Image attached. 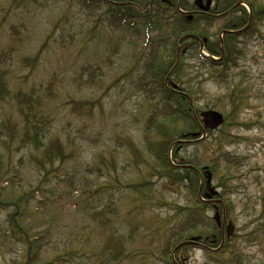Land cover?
<instances>
[{"label":"rangeland","instance_id":"rangeland-1","mask_svg":"<svg viewBox=\"0 0 264 264\" xmlns=\"http://www.w3.org/2000/svg\"><path fill=\"white\" fill-rule=\"evenodd\" d=\"M240 6L244 8L245 4ZM97 13L91 16L80 8L77 0H0V54L10 48L13 50L9 58L0 61L1 67L6 69L10 92L12 95L25 93L38 97L41 103L39 111L51 120L46 138H60L67 149L74 150L72 159L66 164L55 162L43 177L29 162L33 149L16 148L20 130L17 138L9 141L3 128L7 122L17 125L20 122L12 101L9 99L0 103V176L8 177L0 186V200H15L25 189L27 192L30 188L37 190L36 196L45 203L42 209L44 215L35 217L39 226L37 229L49 226L50 234L53 233L57 239L56 247L51 245L50 240L44 248L46 252L42 262L71 244L78 247L79 241L83 240L81 225L88 227L84 230L86 248L89 249L91 243L95 245V251L101 249L97 220L94 217L90 218L92 221L83 219L74 208L77 198L80 201L89 198L90 204L95 205V212L100 205L105 208L104 204L110 202L109 209H114L124 222L114 223L119 234L127 233L130 226L135 227L137 233L125 250L132 251L134 259L126 256L117 264H162L158 254L162 242L160 237L164 238L169 225L181 218L178 215L173 221L175 207L184 205L187 196L180 185L174 186V190L161 189L162 180L155 174L151 175L149 168L141 166L139 170L133 166L128 150L118 146L119 141L128 139L144 156L147 155L143 135L152 110L147 98L134 88L131 79L132 67L137 60L141 63L147 57L146 38L96 23ZM223 21V18L216 19L209 28L210 41L218 37ZM189 63L193 65L196 60L190 59ZM96 65L100 66L101 72L91 77L93 84L88 86V72ZM231 75L235 81L243 80L242 85L248 87L250 107H244L231 120L242 123L230 128L231 133L241 139L231 145H223L225 150L245 156L234 176L232 188H227L232 189L231 193L224 200L232 204L230 214L235 226L233 236L237 248L249 264H263L264 21L246 43L244 54L232 68ZM189 76H192L190 70L182 78L183 85L187 87ZM192 84L199 94L196 106L215 109L225 118L230 105L225 94L226 85L207 77L204 71L198 73L197 82L193 80ZM100 95H103L100 106L90 114L74 113L68 104L71 100L91 101ZM212 105L216 107L211 108ZM218 131L212 134L213 137ZM200 136L197 140L208 144L196 148L194 144L186 143L188 146L178 148L179 155H191L196 150L197 154L204 156L202 161L205 162L215 146L210 143L213 137ZM110 157L115 161L119 185L113 184L115 190L109 194L98 191L100 185L107 182L106 175L99 176L93 169L102 164L100 158ZM174 161L179 162V158ZM14 171L17 176H14ZM63 174H68V178ZM148 181L155 185H148ZM216 182L213 179L211 185L215 186ZM144 183L151 186L152 192L147 193L146 188L141 186ZM132 185H139L141 193L129 187ZM216 190L219 192L220 188ZM150 193L153 201L141 198L140 194ZM39 197L32 201L31 206L37 205ZM91 208L85 205L84 212L87 214ZM134 208L136 210L132 213ZM92 213L89 211L88 214ZM208 214L212 216L213 211ZM4 215L5 212L0 211L3 226ZM107 217L113 218L111 214ZM182 252L183 264H209L201 246L186 247ZM21 254V247L14 240L0 241V264H17ZM92 255L84 257L80 254L78 264H90L99 252ZM72 264L75 262L72 261Z\"/></svg>","mask_w":264,"mask_h":264},{"label":"trees","instance_id":"trees-1","mask_svg":"<svg viewBox=\"0 0 264 264\" xmlns=\"http://www.w3.org/2000/svg\"><path fill=\"white\" fill-rule=\"evenodd\" d=\"M237 1L245 3L249 7V11L240 5L230 9L233 3ZM123 2L125 1L77 0L80 8L91 16L98 12L96 23L107 24L109 27L122 30L125 33H135L138 38H146L145 52H147V57L145 59L140 58V60L142 59L141 63L137 60L132 67L131 79L134 88L139 89L142 95L147 98L148 105L153 112L152 114L150 112L144 127L143 137L147 155L144 156L128 139L119 141L120 145L118 146L128 150L133 166L139 170L141 166L145 169L149 168L151 175L155 174L156 177L160 178L162 180L161 189H173L177 185L185 189L187 200L184 205L175 207L173 221L178 215L181 218L169 225V231L164 235V238L160 237L162 242L158 251L162 264H183L182 251L191 246H182L173 253V249L178 243L191 237H199L210 248H217L220 244V229L208 214L209 211L213 210L212 204L209 200L207 201V196L210 195L207 187L209 181L211 183L213 179L216 180V185L212 187L214 189L220 188V191L213 196L211 195L210 199H221L223 209L219 207V210L220 212L223 211L226 220H231L232 204L229 200H224V197L231 193L232 189L227 188H232L234 176L245 156L225 150L223 145H231L241 139L240 136L232 134L230 128L242 123H233L231 120L238 116L244 107H250L247 96L248 87L242 85L244 84L243 80L235 81L231 75V70L244 54L246 43L258 32V26L264 21V0H215L221 11H227L223 17V24L219 27L221 29H218L219 33H223V36L221 39L217 37L215 41L208 39L211 37L208 35V30L213 25L212 20L201 18L205 16L200 15H195L193 19L188 20L176 8L178 4L181 9L192 10L193 4L188 0H152L151 2L150 0H140L139 7L147 9V12L128 4H122ZM115 3H121V5ZM249 19H251L250 23ZM239 29L242 30L235 32ZM186 34L198 36L205 50H208L210 54H216V56L222 55V58L213 61L205 57L200 52V43L192 38H187L181 43L184 51H180L179 61L174 66L177 56V43ZM12 51L10 48L1 53L0 61L4 62L9 58ZM190 59L196 60V63L190 64ZM189 70L192 72V76H189V87H187L183 85L182 78ZM203 71L207 77L215 82L226 85L225 94L230 104L223 125L218 129L219 131L216 130V132L218 131L217 136L213 137L214 132H206L210 138L213 137L210 139V143L215 146V149L208 159L205 157V162L202 161L204 156L197 154L195 149L191 155L183 154V156H180L178 151L181 145L194 144L197 148L208 144L206 141L196 140L201 133L198 123L193 118V113L197 114L202 108L196 106L199 94L194 90L192 81L197 82L198 73ZM100 72L99 65L94 66L92 71L88 72L90 74L88 86L93 84L91 77ZM6 76V69L0 65V103L10 99L20 117V122L18 125L7 122L3 128L6 130L9 141L17 138V133L20 130L16 148L19 150V148L31 147L34 153L30 155L29 162L45 177L50 171L48 168H52L55 162L66 164L72 159L74 150L72 148L67 149V145L60 138H46L51 120L39 111L41 106L39 98L25 93L12 95ZM165 78L167 79L166 82H164ZM165 83L170 87H165ZM51 85L50 83L49 86ZM171 88L176 89L177 92ZM180 91L187 94L188 97L181 94ZM48 94L51 95V93ZM102 96L100 95L91 101L71 100L68 104L74 113L86 112L90 114L96 107L100 106ZM214 107L216 105H212L211 108ZM208 136L205 138H209ZM179 141L188 142L184 144V142L179 143ZM176 158H179V162L175 163ZM100 159L102 164L95 166L93 170L99 176L106 175L107 182H103L98 191L110 194L112 190H115L113 184L119 185L115 161L112 157ZM150 161L151 163L148 164ZM179 165H190L199 171L196 172L193 168L179 167ZM14 173V176H17L15 171ZM63 175L68 178V174ZM208 176H210L209 180ZM0 180L1 186L3 181L8 180V177L0 176ZM147 183L151 186L155 185L150 181ZM147 183L141 186L146 188L147 193L152 192L151 186H147ZM138 186L129 187L133 188L136 193H141ZM36 191L35 188H30L28 192L25 189L21 196L15 200H0V211L5 212L4 226L0 223V241L14 240L20 245L22 254L17 264H72V261L78 264L80 254L88 257L98 252L99 255H96L90 264H117L118 260L126 256L134 259L132 251L127 252L125 250L130 245L133 235L137 233L134 231L135 227L128 224L130 226L128 232L119 234L114 223L120 224L122 221L114 209H109L110 202L104 204L105 208L103 204L100 205V209L95 212V205L90 204L89 198L81 201L80 198H77L74 208L83 219L94 217L97 220V237L102 239L101 249L95 251L96 247L91 243L89 244L90 248H86L84 230L88 227L81 225L80 234L83 240L79 241L78 247L71 244L61 253L58 252L51 259L42 262L46 252H44V248L50 244V240L51 245L56 247L57 239L53 233L50 234L51 228L49 226L37 229L39 226L35 223V217L39 214L44 215L42 209L45 208V203L41 197L36 196ZM140 195L143 199L152 201L154 199L151 193ZM37 197L40 198L37 205L31 206L32 201ZM85 205L92 207L89 210L93 212L92 214H88L89 211L87 214L84 212ZM135 210L136 208L133 209L132 213ZM109 214L113 218L107 217ZM90 220L92 221V219ZM166 221L168 223V220ZM254 230H258V228H254ZM256 233L255 231L254 234ZM234 237L232 236L216 251L206 249L207 261L210 264H249L246 256L239 251L237 244L234 243Z\"/></svg>","mask_w":264,"mask_h":264},{"label":"water","instance_id":"water-1","mask_svg":"<svg viewBox=\"0 0 264 264\" xmlns=\"http://www.w3.org/2000/svg\"><path fill=\"white\" fill-rule=\"evenodd\" d=\"M202 1L203 0H195L194 3L198 8L202 10H207L210 6L211 0H205L204 5H202ZM200 118H201V123L203 124L204 128L210 131L216 129L223 122L222 115L219 112L214 111V110H207V111L201 112ZM209 179H210V176H208V180ZM215 219L217 222L219 221V216L217 212L215 213ZM233 229H234L233 223L228 222L226 226V236L227 237L232 235ZM195 240L197 239H193L192 241H195ZM192 241L183 242L180 245H178V247L183 244L191 243Z\"/></svg>","mask_w":264,"mask_h":264},{"label":"flooded vegetation","instance_id":"flooded-vegetation-1","mask_svg":"<svg viewBox=\"0 0 264 264\" xmlns=\"http://www.w3.org/2000/svg\"><path fill=\"white\" fill-rule=\"evenodd\" d=\"M152 1V0H150ZM213 8V7H212ZM210 9L208 12H201V11H197V9H192V10H186L189 13L195 14V15H200V16H205V17H220L222 16V12L218 9Z\"/></svg>","mask_w":264,"mask_h":264}]
</instances>
